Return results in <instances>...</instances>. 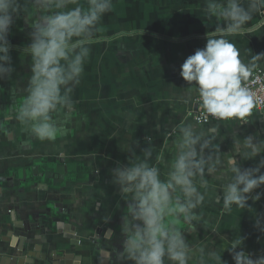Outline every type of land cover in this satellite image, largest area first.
<instances>
[{
    "label": "crops",
    "instance_id": "1",
    "mask_svg": "<svg viewBox=\"0 0 264 264\" xmlns=\"http://www.w3.org/2000/svg\"><path fill=\"white\" fill-rule=\"evenodd\" d=\"M79 4L86 8L85 0ZM28 7L30 11L16 20L8 37L14 71L10 78L0 80V264L23 263L32 253L36 255L32 264H124L119 228L126 204L112 180H100L101 172L110 178V168L117 162L126 165L131 151L139 155L148 146L154 147L153 162L170 159L178 125H208L197 123L196 100L186 99L190 87L180 71L187 57L205 47L207 33L223 21L205 12L207 0H113L112 10L99 26L101 42L91 46L82 82L71 94V111L66 115L60 108L53 114L60 131L55 140L41 142L24 132L15 119L31 75L29 58L22 49L29 43L28 32L37 13ZM262 21L264 15L257 14L245 35L227 37L244 63L252 54L264 53ZM122 30H135L137 35L117 37ZM96 49L97 54L93 53ZM94 62H98L97 71ZM260 68H264V60L253 71ZM96 74L94 91L91 78ZM96 93L97 99H92L91 94ZM221 134V153L231 151L236 135L264 139V112L252 115L246 124L222 126ZM155 142L162 143L161 150ZM92 151L103 154L97 168L91 166L96 158ZM107 152L114 153L115 163L106 168L103 159ZM237 159L242 168H250L260 157ZM61 161L70 162L82 176L59 185L26 184L33 166L56 167ZM211 189L220 192L215 182ZM256 191L264 193V186ZM248 203L251 210L234 208L232 213L222 214V202L209 198L201 209L202 220L194 228L189 230L182 222L178 226L188 242L219 248L227 264L234 262L228 252L223 253L224 238L239 235L244 238V251L253 257L264 255V233L254 226L257 217L264 224V195ZM108 216L112 219L106 224Z\"/></svg>",
    "mask_w": 264,
    "mask_h": 264
},
{
    "label": "clouds",
    "instance_id": "2",
    "mask_svg": "<svg viewBox=\"0 0 264 264\" xmlns=\"http://www.w3.org/2000/svg\"><path fill=\"white\" fill-rule=\"evenodd\" d=\"M85 2L86 8L79 0H0V80L14 71L8 39L14 23L25 18L29 5L37 13L28 32L29 43L22 49L31 75L15 119L24 132L41 142L55 140L60 131L53 114L60 108L66 115L71 111V94L80 83L91 46L101 42L102 18L113 7V0ZM205 12L223 23L207 33L203 49L187 57L180 75L190 87L186 99L197 101L202 110L199 118L208 125L177 126L166 172L162 173L159 162L153 163V146L139 155L131 151L128 163L117 162L111 171V182L126 204L119 228L124 264H227L219 248L188 242L178 222L194 228L209 198L222 202V214H230L234 208L251 210L249 199L255 202L264 195L256 191L264 186V139L236 135L229 153H221L219 147L222 126L249 122L256 97L244 82L264 60V53H258L248 63L242 62L239 49L227 37L245 35L254 16L264 15V0H207ZM136 35L135 30L116 34ZM257 156L258 163L250 168H242L237 159L250 161ZM213 182L219 184V193H213ZM111 219L108 216L104 222ZM254 226L264 233L260 217ZM224 240L223 253L228 252L234 264H264V255L253 257L243 250V237Z\"/></svg>",
    "mask_w": 264,
    "mask_h": 264
},
{
    "label": "flooded vegetation",
    "instance_id": "3",
    "mask_svg": "<svg viewBox=\"0 0 264 264\" xmlns=\"http://www.w3.org/2000/svg\"><path fill=\"white\" fill-rule=\"evenodd\" d=\"M56 167H49V165L43 164L41 166H33L32 174L27 175L26 184L31 185H59L68 183L67 180H72L77 177H81V173L77 172V169H72V166L69 163L61 161L55 165ZM74 167V166H73ZM53 168V169H52ZM76 170V171H75ZM20 176V172L17 173V177ZM68 176V177H67ZM33 179H32V178ZM35 178V179H34ZM41 182V183H40ZM44 183V184H42Z\"/></svg>",
    "mask_w": 264,
    "mask_h": 264
},
{
    "label": "rangeland",
    "instance_id": "4",
    "mask_svg": "<svg viewBox=\"0 0 264 264\" xmlns=\"http://www.w3.org/2000/svg\"><path fill=\"white\" fill-rule=\"evenodd\" d=\"M93 53H95V54H97V49L93 52ZM93 65H94V69L97 71L98 70V62H94V63H92ZM82 82V78H81V80H80V83ZM97 86H98V74H96V76L95 77H92L91 78V88L92 89H94V91H97ZM90 91H92V90H90ZM76 94H79V95H81V91H78ZM97 93L96 94H91V97H92V99L93 98H96L97 99ZM93 101V100H92ZM96 112V110L94 111V113ZM95 117L97 118L98 117V113H96V115H95ZM97 120V119H96ZM94 129L96 130V131H99V127H94ZM176 139V131H175V133H174V136H173V142L171 143V147H170V157L172 156V153H173V150H174V140ZM154 145H155V147H158L159 148V150H161L162 149V143H157V142H155L154 143ZM165 145H167V144H165ZM168 146V145H167ZM166 147V146H165ZM92 157H96V158H92V161H95V163H93V164H91V166H92V168H97V165H96V163L98 162V157H99V155L100 156H102L103 154H99V153H97V152H95V151H92ZM105 157V159H103V161H105V165L106 166H103V167H108V165H114V163H115V161H114V153L113 152H107V155L106 156H104ZM157 160H158V158H157ZM157 160L155 161V162H153V163H156L157 162ZM166 160H169L168 158L167 159H163V157L162 158H159V160H158V162H159V166L161 167V170H162V173L163 172H166V168L163 166V163H165V161ZM38 163V162H37ZM34 165H36V164H34ZM96 165V166H95ZM98 167H100V166H98ZM110 169H113V167L112 168H110ZM101 177H100V180H105L106 178H108L107 180H112V176H111V174H110V178L109 177H107V175L108 174H106L105 173V171L104 172H101ZM99 178V175L97 176V179ZM164 178H166V176L164 177Z\"/></svg>",
    "mask_w": 264,
    "mask_h": 264
},
{
    "label": "built area",
    "instance_id": "5",
    "mask_svg": "<svg viewBox=\"0 0 264 264\" xmlns=\"http://www.w3.org/2000/svg\"><path fill=\"white\" fill-rule=\"evenodd\" d=\"M244 83L250 88L256 97V106L253 109L252 115L258 112H264V68L253 71V75L249 77ZM196 107L197 109L195 111V119L197 123H206L199 118L202 114V110L200 109L197 101Z\"/></svg>",
    "mask_w": 264,
    "mask_h": 264
},
{
    "label": "water",
    "instance_id": "6",
    "mask_svg": "<svg viewBox=\"0 0 264 264\" xmlns=\"http://www.w3.org/2000/svg\"><path fill=\"white\" fill-rule=\"evenodd\" d=\"M197 109V107H196ZM30 260H25L23 263L20 262V264H32L34 262V259L36 258V255H34L33 253L30 254L29 256ZM72 261H74V258L72 259Z\"/></svg>",
    "mask_w": 264,
    "mask_h": 264
}]
</instances>
